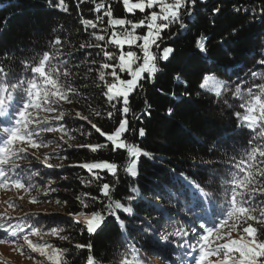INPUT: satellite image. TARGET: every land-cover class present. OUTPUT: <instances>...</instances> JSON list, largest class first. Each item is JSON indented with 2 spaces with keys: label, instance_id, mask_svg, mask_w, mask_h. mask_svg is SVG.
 I'll use <instances>...</instances> for the list:
<instances>
[{
  "label": "snow or ice",
  "instance_id": "1",
  "mask_svg": "<svg viewBox=\"0 0 264 264\" xmlns=\"http://www.w3.org/2000/svg\"><path fill=\"white\" fill-rule=\"evenodd\" d=\"M91 2L94 5L93 11L98 15L95 20L82 19L81 23L85 30L91 28L97 31L90 32L89 41L81 43L75 50L92 48L99 50L97 55L103 57L99 62L90 58V52L86 53L89 57L86 60L89 65L88 72L97 73L99 82L105 88L103 94L106 102L116 113H119L120 119L115 129L106 133L89 120L88 116L77 112L76 117L87 121L92 129L105 137V142L76 147L88 148L93 153L109 146L113 152L123 150L127 160L123 171L128 176L136 177L139 174L140 158L143 156L153 159V156L126 139V134L129 132L140 137L146 134L143 128L130 127L129 97L143 88V82L154 84L157 74L162 71L161 62L169 61L175 53V48L172 46L161 47L164 34L167 32L168 38L175 40L190 31V25L196 22L198 5L207 4V0H117L122 2L127 13L135 15L139 11L143 14L141 19L135 21L126 17H115L110 0H91ZM46 3L55 10L65 13L69 11L65 0H46ZM233 11L240 13L247 12L248 9L234 7ZM220 14L219 5L212 7L207 12L208 23L214 27L216 18ZM259 15L264 18V7L259 9ZM173 27L177 31H170ZM237 31L238 29L233 28L231 35H235ZM209 41L210 36L205 32L196 36L194 41L195 49L204 57L208 54ZM110 48H114L115 51H110ZM63 56V42L57 37L50 42V50L19 61L23 74L12 75L11 63L15 58L9 57L7 53L4 54V59L9 63L0 61V189L15 188L30 195V190L35 185L24 182L18 171L22 169L19 161L27 159L30 155L35 156V151L30 152V149L47 147L40 138L42 133H61L60 139L64 140L67 136L68 139L64 142L69 144V147L72 146L69 141L73 137L63 125L51 126L53 121L64 119L65 113L60 110L61 102L71 103L70 95H79L78 90L68 80L72 72L64 66L66 61L62 59ZM257 64L264 68V59L257 61ZM94 65L95 68L92 67ZM121 74H126L127 78H123ZM249 75L253 81L256 79L264 81V71L250 70ZM175 79L178 83L187 86V81H180L178 76ZM210 81L214 85L212 91L216 97L222 98L225 94H230L240 101L238 105L240 111L233 112L236 128L246 129L250 135L244 153L239 157L232 156L226 162L230 167L227 178L221 181L224 191L222 202L213 191L206 190L215 181V174L209 175L205 184L191 179L184 172L175 174V180L181 186L180 194L186 195L191 202L181 201L176 193L170 192V196L177 204L184 205V214L191 218L192 227L186 229L181 225L175 232H161L152 226L151 221L140 218L134 212L132 202L146 199L137 187L130 188V194L126 197L127 204L114 199L113 192L119 184V165L110 161L84 162L78 166L86 169L91 174V178L87 181L82 180L81 183L90 185L93 180H102L101 172L110 174L114 183L97 185L102 197L108 201L103 203L101 211H86L90 207L88 200L95 202L100 197H92L90 193H84L85 198L77 196L82 210L69 215L77 225L81 226V234L87 232L90 238L97 235L103 230L106 220L113 217L122 233L127 232L130 226L134 227L145 234L151 233L150 239L154 244H173L176 242L171 237H180L183 243L179 246L186 245L185 255L190 257L187 264H264V202L257 204L259 198H264V83L253 82L244 88L242 87L244 82H241L233 88L229 82L219 80L214 74H207L200 87L206 89ZM157 91L162 95L165 94L162 88ZM172 96L174 99L181 98L175 93H172ZM144 103L146 111L143 115L150 116L151 105L147 100ZM224 103L228 105V100L225 99ZM167 111L169 116L174 113L172 108ZM53 113L55 115H52ZM95 115L100 116V113L96 112ZM132 115L135 116V113ZM113 116V111L107 112L109 119ZM50 158L49 154H45L42 163L48 168L57 167L58 165L49 163ZM50 185L51 181L49 187ZM20 199H23V196ZM30 202L39 201L31 197ZM5 203L8 204V208L14 207L11 202L5 201ZM64 203L66 204L67 201ZM148 203L151 205L152 202L148 201ZM153 207L163 212L159 204ZM27 215L25 214L24 222L16 224L11 223L12 218L7 215V210L0 215V220H3L0 222V233H2L0 245H12L13 251L22 256L28 252L34 264H70L66 258L68 249L57 247L44 240V236L69 240V236L62 235L65 229L51 228L45 231L36 228L26 222ZM233 232L236 233L235 237ZM34 237L36 239H33ZM188 240H194L195 243H189ZM74 247L87 249L85 264H99L93 255L91 239L87 244H76ZM132 252V259H128L125 255L120 264H146L143 259L137 258L134 247ZM32 253L38 254L43 259H37L31 255ZM212 257H215V260L211 259ZM0 264H3L2 259ZM181 264H185V261L182 260Z\"/></svg>",
  "mask_w": 264,
  "mask_h": 264
},
{
  "label": "trees",
  "instance_id": "2",
  "mask_svg": "<svg viewBox=\"0 0 264 264\" xmlns=\"http://www.w3.org/2000/svg\"><path fill=\"white\" fill-rule=\"evenodd\" d=\"M65 2L69 9L67 13L50 8L46 0H0V61L9 63L4 59L5 53L15 58L11 63L12 75L23 74L19 63L21 59H30L50 50V42L59 37L63 42L64 66L72 72L68 80L79 92V95H70L71 103L61 102L60 110L65 113L64 119L52 122V125H63L73 137L69 141L72 146L65 144L61 152L65 164L52 168L40 166L37 170L35 164H26L18 171L26 184L43 179L59 182V198L63 204L67 201L65 213L49 215L44 224L69 229L66 233L69 240L62 247L68 249L66 258L70 264H85L87 249H76L74 245L87 244L90 239L93 255L99 264H120L125 255L132 259L133 247L137 258L143 259L146 264H154L151 255L166 264H180L182 260L187 264L190 257L184 259L186 248L179 246L183 243L180 237H171L176 242L173 244H154L150 239L151 233L145 234L134 227L130 226L127 232L122 233L113 217L106 220L103 230L97 235L90 238L87 232L81 234V226L69 215L82 210L77 196L85 198L84 193H90L92 197H100L95 202L89 199L90 207L86 211H101L103 203L108 201L102 197L97 185L112 184L114 180L110 174L101 172L102 180H93L90 185L81 183L82 180H89L91 174L78 165L91 161H110L119 165V184L113 192L114 199L127 204L130 188L137 187L146 199L132 202L134 212L140 218L151 221L152 226L161 232H175L181 225L186 229L192 227L191 218L184 214V205L177 204L170 196V192L176 193L181 201L191 202L186 195L180 194L181 186L176 182L175 174L184 172L202 184H205L209 175L215 174V181L206 190L213 191L222 202L224 191L221 181L227 178L230 167L226 162L232 156L239 157L244 153L250 135L248 130L236 128L233 112L240 111V101L230 94L216 97L211 81L206 89H202L200 84L207 74H214L219 80L229 82L233 88L241 82H244V88L253 82L264 83L259 79L253 81L249 75L250 70L264 71L257 64V61L264 59V18L259 15L264 0H207V4L198 5L196 22L190 25V31L175 40L169 39L167 32L164 34L161 47L172 46L175 53L169 61L161 62L162 71L157 74L154 84L143 82V88L129 97L130 127L143 128L146 134L140 137L129 132L126 139L153 156V159L140 158L136 177L128 176L123 171L127 163L123 150L113 152L109 146L93 153L88 148L76 147L105 142V137L92 129L87 121L76 117L77 112L88 116L106 133L115 129L120 115L106 102L103 94L105 88L99 82L97 73L88 72L86 60L89 57L86 53L90 52V58L99 62L103 59L97 55L99 50H75L81 43L89 41L90 32L97 31L91 28L85 30L81 20H95L98 13L93 11L91 0ZM110 2L115 17L134 21L143 17L139 11L135 15L127 13L122 2ZM217 5L221 7V14L213 27L208 23L207 12ZM234 7L246 8L248 11L236 13ZM233 28L238 29L235 35H231ZM170 31L175 32L177 29L173 27ZM201 32L210 36L206 57L194 47L195 38ZM109 50L115 51L114 48ZM177 76L180 81H187V86L178 83L175 79ZM122 77L127 78L126 74ZM161 88L165 93L163 95L157 91ZM172 93L181 98L174 99ZM225 99L228 105H225ZM145 100L151 105L150 116L143 115L146 111ZM169 108L174 110L171 116L168 115ZM108 111L114 112L113 118L107 117ZM96 112L100 116L95 115ZM148 201L152 202L151 205ZM261 202H264V198L257 200V204ZM155 204H159L163 212L156 210L153 207ZM32 221L28 224L31 225ZM188 242L195 243L194 240Z\"/></svg>",
  "mask_w": 264,
  "mask_h": 264
},
{
  "label": "rangeland",
  "instance_id": "3",
  "mask_svg": "<svg viewBox=\"0 0 264 264\" xmlns=\"http://www.w3.org/2000/svg\"><path fill=\"white\" fill-rule=\"evenodd\" d=\"M121 75L123 76V74ZM41 115H43V113ZM52 115H55V113ZM51 126L60 127L61 125ZM60 136L61 133L58 132L42 133L40 138L44 140L47 147H41L38 150L30 149V152L35 151V156L30 155L27 159L19 161V163H21V165L35 164V170H37L40 166H46L42 161L44 155L49 154L51 156L49 163L53 165L65 164V160L61 158V152L63 146L66 144L64 142L66 136L64 137V140L60 139ZM49 141H51V143H49ZM37 157H39V159H37ZM49 181H51L50 187ZM29 183L35 185V187L30 190V195L24 193L22 190L17 191L15 188L0 189V215H3L5 210H7V215L12 218L11 223L16 224L17 222H24L25 214H28L27 217H29V219H27L26 222L28 223L33 220L31 225L34 227L45 231L51 228H63L65 231L62 235L68 236L66 233L69 229H66V227H54L48 223L44 224V222L49 219V215H63L65 213V204H63L59 198V194L61 193L59 182L55 181V179H43L42 181H32ZM52 189L55 190L53 191ZM21 196H23V199H20ZM31 197H35L39 202L31 203ZM5 201L13 203L14 207L8 208V204L5 203ZM57 201L60 203L58 204ZM6 218L7 217H4V219ZM0 222H3V220H0ZM0 235H2V233H0ZM233 236H236L235 232H233ZM33 239L36 238L34 237ZM44 240L57 247H62V244L68 241L53 236H44ZM13 247L14 246L12 245H0V259H2L3 264H34L33 259L29 258L28 252L22 256L18 252L13 251ZM31 255L37 257V259H43L39 257L38 254L32 253ZM150 259L154 264H166L155 258L153 255L150 256ZM211 259L215 260V257H212Z\"/></svg>",
  "mask_w": 264,
  "mask_h": 264
}]
</instances>
